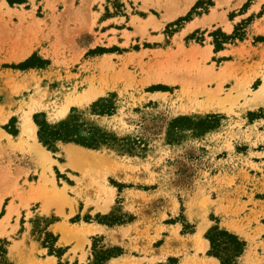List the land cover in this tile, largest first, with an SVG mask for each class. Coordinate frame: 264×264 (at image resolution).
I'll list each match as a JSON object with an SVG mask.
<instances>
[{
	"label": "rangeland",
	"instance_id": "1",
	"mask_svg": "<svg viewBox=\"0 0 264 264\" xmlns=\"http://www.w3.org/2000/svg\"><path fill=\"white\" fill-rule=\"evenodd\" d=\"M184 4L0 0V219L10 202L24 207L18 222L31 224L32 240L58 264H78V250L85 264L107 250L121 254L108 264H190L213 227L246 242L239 264H264V118L250 116L264 115V100L247 105L264 87V0H194L183 11ZM168 14L175 17L164 20ZM221 34L233 39L217 49ZM31 58L44 66L14 68ZM198 82L210 90L222 84L220 98L232 94L231 102L220 111L199 107L206 97L195 100ZM111 95L113 115H92L91 105ZM72 109L119 139L141 142L135 155L60 143L56 153L44 147L51 161L41 164L25 121L43 113L55 124ZM207 116H218L212 130L170 140L174 120ZM71 151L84 153L79 170ZM44 175L65 195L53 193ZM77 225L106 231L87 240L92 231ZM15 238H0L12 264Z\"/></svg>",
	"mask_w": 264,
	"mask_h": 264
},
{
	"label": "trees",
	"instance_id": "2",
	"mask_svg": "<svg viewBox=\"0 0 264 264\" xmlns=\"http://www.w3.org/2000/svg\"><path fill=\"white\" fill-rule=\"evenodd\" d=\"M252 1V0H250ZM201 5V3H200ZM191 14L180 21H190ZM222 41L216 40L217 49H222L225 41L232 40L233 37H228L221 34ZM37 62V64L35 63ZM44 61L41 59L31 58L25 63L14 67L22 71L42 68ZM116 95H111L107 98H101L94 102L90 111L95 116H112L115 111ZM252 118L261 119L264 115L250 114ZM218 119V116H207L203 121L195 122L191 117H179L174 120L170 131V140L177 141L184 131L192 130L194 134H202L212 130L211 120ZM34 122L38 127V140L47 150L56 153L58 145H77L89 150L116 149L123 154L135 155V150L141 142L134 140L119 139L117 136L108 133L107 131L96 126L94 122L87 119L86 113L79 109H72L70 115L58 123L51 124L47 120V116L43 113L34 116ZM103 225H110L104 221L100 222ZM52 225V224H51ZM53 238L54 243H57V238L53 234H48ZM205 238L210 243L208 256L216 258L221 264H239V259L242 258L247 250L245 241L237 235H234L226 230H221L219 227L211 228ZM7 243V242H6ZM54 247V246H53ZM48 248V247H47ZM97 246L94 244L93 250L97 252ZM53 248L50 247V255H53ZM8 251L6 248L0 247V264H12L7 258ZM121 254H116L113 250H107L98 254L95 258V264H108L112 259L120 257ZM60 257V256H59ZM175 261V260H174Z\"/></svg>",
	"mask_w": 264,
	"mask_h": 264
},
{
	"label": "crops",
	"instance_id": "3",
	"mask_svg": "<svg viewBox=\"0 0 264 264\" xmlns=\"http://www.w3.org/2000/svg\"><path fill=\"white\" fill-rule=\"evenodd\" d=\"M184 2H186V0H184ZM193 2L190 4V6L193 4ZM4 201H5V197L2 200V206H3ZM17 205H18L17 203L11 204L10 202L9 205L6 207L5 214L0 219V233L2 232V235H0V238H6V237L10 238L12 236L16 237L15 239H12V244L10 245V248H9L10 258L16 264H58V260L55 257L47 255V252L45 250H41L40 246L32 240L31 224L29 222H26L25 224L23 223V226H22V221L18 222L19 215H22V213L26 209L22 207L17 210L16 208ZM48 206L50 207V205ZM17 211L19 215L17 214ZM8 223H10L9 227L7 225ZM77 226L79 229L85 230L88 233L92 231L90 232L91 234L84 236L85 239L87 240L92 235L101 234L102 232L106 231L105 227H102L99 225H86V227H81L80 225H77ZM22 229H23V232H21ZM66 231H69V230H66ZM67 237H69V235H67ZM63 238L64 236H63V231H62V237H61L62 241H64ZM64 242L66 243L67 241H64ZM66 245H68V243ZM77 246H78L77 242H75L74 244H71L72 249H70V251L77 248ZM86 246L87 244L85 245V247ZM202 246H203V249L201 251V254L190 253L189 255L190 260L192 261V263L190 264H221L218 259L208 256V252L210 250V244L207 240L204 239V243ZM77 253L78 254H77L76 262L78 264H85L88 261V257H85L84 260H82L81 251L78 250ZM242 258H240L239 260H241ZM165 260L166 258L163 259V261ZM178 264H187V262L182 259L180 263L178 262Z\"/></svg>",
	"mask_w": 264,
	"mask_h": 264
},
{
	"label": "bare ground",
	"instance_id": "4",
	"mask_svg": "<svg viewBox=\"0 0 264 264\" xmlns=\"http://www.w3.org/2000/svg\"><path fill=\"white\" fill-rule=\"evenodd\" d=\"M193 2V0H186L185 5H184V10H187L188 7L190 6V4ZM183 10V11H184ZM175 17V15L171 16V15H166L164 16V20H168ZM203 80V79H202ZM176 81L173 79H168L167 83H175ZM185 83V82H184ZM204 82L202 83H197L196 86L197 88H195L194 93H192L194 95L195 100L197 98L201 97H206V102L204 104H199V107L205 109V110H213V111H220L226 108V105L228 103L231 102V98H232V92H230L231 95H228V99H222L220 98V92L222 90V84H218L217 88L214 90H210L207 89L206 86L204 87ZM186 88V87H185ZM240 90L238 87L235 88L233 91H238ZM241 92V91H240ZM220 93V94H219ZM260 94H264V87H261L259 91H256L253 93L252 98H250L249 103L247 104L250 107H254L256 105H258V103L262 100H264V97L260 96ZM93 96V92L89 91L87 92L83 99H90ZM82 101V100H81ZM202 103V102H201ZM25 126L24 130H25V135L29 136L30 138H32L34 140L33 143H31L30 145V150L32 151V154H34L38 160L41 162V164H47L50 163L51 158L49 155V152L41 146L40 143H38L37 141V137H36V125L34 124L33 121H31V117L25 121ZM26 143V142H25ZM29 148V147H28ZM71 157H70V166L75 169V170H79L78 166H77V162H79L80 160H82L84 153L80 152V151H71ZM42 181L46 182V183H51L53 185V193H55L56 195H62L64 196V191L58 187L55 186V183L53 180L48 179V177L46 175H44L42 177ZM51 191V190H50ZM49 200H46L44 208L45 210H48L49 208ZM204 229L203 227L200 229V232H202ZM67 235L70 236V232L63 230V240L67 241L68 237Z\"/></svg>",
	"mask_w": 264,
	"mask_h": 264
}]
</instances>
